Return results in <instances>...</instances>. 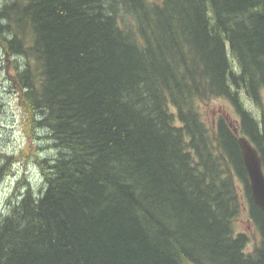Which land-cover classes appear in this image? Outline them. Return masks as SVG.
<instances>
[{"label":"trees","instance_id":"obj_1","mask_svg":"<svg viewBox=\"0 0 264 264\" xmlns=\"http://www.w3.org/2000/svg\"><path fill=\"white\" fill-rule=\"evenodd\" d=\"M0 48L55 152L1 211L0 264H264L233 129L264 169V0H5Z\"/></svg>","mask_w":264,"mask_h":264},{"label":"rangeland","instance_id":"obj_2","mask_svg":"<svg viewBox=\"0 0 264 264\" xmlns=\"http://www.w3.org/2000/svg\"><path fill=\"white\" fill-rule=\"evenodd\" d=\"M4 1L0 0V6L4 5ZM2 52L0 48V163L4 154L16 156L9 162L11 172L3 176L0 182V212L16 199L14 193H21L26 188H30L34 196L40 194L44 186L43 176L35 162L34 155L51 158L55 154L53 148L48 146L40 148L41 145L45 146L46 144L40 143L38 138L26 132L25 126L23 127V113L18 106L16 93L13 91L14 88L11 86L7 74V69L11 71V68H4ZM17 59H19L17 63H22V59ZM247 104L256 113H259V107L254 102L248 100ZM260 105L263 108H261L262 111H264V91L261 93ZM226 107L227 101L218 98L211 101L207 107L208 110L206 109L204 112H210L213 116L220 108ZM231 114L234 115L232 111ZM37 133L40 135L45 132L38 130ZM41 140L44 141L42 138ZM245 230H248V226L245 219L241 218L235 225V231Z\"/></svg>","mask_w":264,"mask_h":264},{"label":"water","instance_id":"obj_3","mask_svg":"<svg viewBox=\"0 0 264 264\" xmlns=\"http://www.w3.org/2000/svg\"><path fill=\"white\" fill-rule=\"evenodd\" d=\"M233 129L238 135V145L248 176L251 198L264 213V169L261 157L248 137L240 135L237 127Z\"/></svg>","mask_w":264,"mask_h":264},{"label":"bare ground","instance_id":"obj_4","mask_svg":"<svg viewBox=\"0 0 264 264\" xmlns=\"http://www.w3.org/2000/svg\"><path fill=\"white\" fill-rule=\"evenodd\" d=\"M13 34V33H12ZM18 58H20V59H22V57L21 56H18ZM18 61H19V59H18ZM21 61V60H20ZM248 98V97H247ZM249 100V99H248ZM246 101V100H245ZM256 105V104H255ZM42 141V140H41ZM45 141V140H44ZM46 142V141H45ZM49 143V142H48ZM45 144V143H44ZM42 148H43V146H42ZM5 169V168H4ZM6 170V169H5ZM29 193V192H28ZM38 193V192H37ZM9 205V204H8ZM6 210V209H5ZM7 211V210H6ZM1 213V212H0ZM9 213V212H8ZM3 214V213H2ZM2 214H0V215H2Z\"/></svg>","mask_w":264,"mask_h":264}]
</instances>
